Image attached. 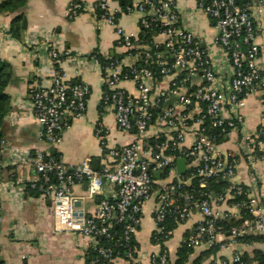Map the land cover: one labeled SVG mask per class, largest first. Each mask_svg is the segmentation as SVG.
I'll use <instances>...</instances> for the list:
<instances>
[{
	"label": "built area",
	"instance_id": "2783aa9c",
	"mask_svg": "<svg viewBox=\"0 0 264 264\" xmlns=\"http://www.w3.org/2000/svg\"><path fill=\"white\" fill-rule=\"evenodd\" d=\"M119 1L125 2V7L113 8L112 5ZM196 4L214 20L215 42L225 51L232 66L228 89L221 84L213 61L201 48L196 35L185 26L178 0H96L94 11L100 12L99 17L114 26L118 45L126 49L130 58L142 57L144 60L143 66L138 67L135 62L126 66L122 58L105 69L107 90L104 101L113 106L117 128L122 132H133L134 139L126 146H110L107 128L98 122L94 133L100 143L103 163L98 169L89 161L68 165L60 155L53 154V148L61 141L70 121L85 116L90 86L67 80L64 74L56 71L31 85V112L40 124V138L48 148L38 150L26 159L38 174L37 179L29 183V188L52 201L57 230L93 240L88 264H109L114 257L112 247L103 246L102 239H115V248H125L129 260L135 257L136 247L132 242L141 225L144 205L151 198L157 201L154 236L159 244H164L168 238L164 224L169 219L177 224L184 223L195 210L202 219L186 241L192 248L219 244L217 239L223 234L219 223L230 220H242L240 226H232L227 232L232 242L243 235L264 236L262 202L235 180L238 158L234 155L226 157L217 145V136H227L231 132L240 134L241 110L249 94L261 93L264 106V74L259 64L261 52L253 15V8L262 10L264 0L256 6L251 2L239 4L237 0H196ZM84 10L81 0H69V19ZM121 11L142 13L141 28L167 36L166 42L154 41L153 51L141 34L134 36L125 32L117 19ZM159 47L162 51H158ZM163 49L168 51V58L163 57ZM64 55L50 50L54 61ZM154 64L160 75L172 78L168 89L156 87ZM197 74L204 78L202 83L193 82ZM124 80L135 82V95L120 87ZM205 122L218 128V135L206 132ZM150 128L157 132L152 135ZM241 142L251 165L264 160L261 148L264 123L255 136H241ZM179 158L186 160L183 174L177 170ZM158 170L161 175L156 179ZM211 177L228 182L225 193L215 199L197 198L189 189L193 179L200 178L201 187H204V180ZM82 182L87 184V192L84 197H78L73 188ZM106 185L110 186L107 192L104 190ZM238 197L241 199L236 200ZM93 198L98 199V204L88 214L81 208V199ZM223 204L227 206L225 210L220 208ZM115 225L122 227L118 237L122 243L113 231ZM151 262L171 264L164 250L152 256ZM238 262L241 263V254L235 253L231 263L221 264Z\"/></svg>",
	"mask_w": 264,
	"mask_h": 264
},
{
	"label": "crops",
	"instance_id": "0c3cea01",
	"mask_svg": "<svg viewBox=\"0 0 264 264\" xmlns=\"http://www.w3.org/2000/svg\"><path fill=\"white\" fill-rule=\"evenodd\" d=\"M81 1L85 10L74 19H69V0H27L22 9L27 20L22 40L8 33L17 13L6 14L0 11V57L9 62L12 69L10 82L5 88L11 98V110L3 124L5 142L0 170V258L4 264H88L91 258L90 247L93 245L89 237L57 230L52 201L29 188V183L36 180L38 174L26 159L36 151L48 148L40 138V124L31 112V85L56 71L64 74L67 80L90 86L85 116L72 119L61 141L53 148L66 164L78 165L89 161L95 169L103 164L100 143L94 133L98 122L107 128L110 146H126L134 139L133 132H122L117 128L113 106L104 101L107 90L105 71L95 62L93 53L99 52L104 57L120 55L126 66L137 63L140 57L130 58L126 49L118 45L114 26L94 11L96 0ZM239 1L251 2L256 6L260 0ZM125 5V2L119 1L112 6L123 9ZM178 8L185 26L196 35L201 48L213 61L221 84L228 89L232 66L225 51L215 42L217 29L214 20L197 8L196 0H178ZM253 15L257 26L256 41L261 52L259 64L264 74V7L261 11L253 8ZM142 17L140 12L121 11L117 19L125 32L139 36ZM166 40L165 35L154 37L155 43L164 44ZM51 49L65 55L59 61H54L50 56ZM163 53L169 57L166 49H163ZM203 81L201 74L193 78L195 84ZM171 82V77H162L156 87L165 90ZM120 87L129 94L137 93L133 80L122 81ZM263 109L262 94H249L241 110L243 125L240 134L231 132L217 145L226 157L234 155L238 158L235 180L262 202L264 210V160H257L251 165L241 142V136H255L258 133L264 123ZM193 129L196 130V127ZM149 132L153 135L157 131L150 128ZM261 148L264 151V142ZM104 190L107 192L110 186L106 185ZM86 192L85 182L73 188L74 195L78 197H84ZM97 204L98 199H81V208L88 214L96 209ZM156 208L155 198L149 199L144 205L141 225L135 234V257L129 260L115 256L110 264H153L152 256L163 250L171 263L177 260L180 248L183 244L188 246L186 241L202 215L195 210L189 220L173 229L162 245L154 240L157 229L154 219ZM220 208L225 210L227 206L223 204ZM217 243L222 246L210 256L205 255L208 249L205 245L197 248L188 246L193 250L188 264L196 261L198 264L231 263L235 253L253 258L257 250L264 251V242L238 244L231 241L228 233L219 235Z\"/></svg>",
	"mask_w": 264,
	"mask_h": 264
},
{
	"label": "trees",
	"instance_id": "16d2710c",
	"mask_svg": "<svg viewBox=\"0 0 264 264\" xmlns=\"http://www.w3.org/2000/svg\"><path fill=\"white\" fill-rule=\"evenodd\" d=\"M239 4H243L244 2L239 1ZM27 3V0H1L0 1V11L6 14H15L17 13L16 17H14L13 21L11 22L10 28L8 30V33L13 36L15 39L22 40L23 38V33L27 28V20L24 14L22 13V9L25 7ZM100 12H98L99 15ZM1 28V27H0ZM141 37L147 41L153 51H155L154 48V36L156 35V31H145L144 29L141 30ZM159 47L158 51H162ZM93 55L95 58L98 60L100 63L102 69L105 71V69L113 62H115L118 59H122V56L120 55H112L109 57H104L101 53L99 52H94ZM166 58V56H163ZM144 60L142 57L139 58L137 62V66H143ZM152 70L156 73L155 74V79L157 83L161 78L163 77L160 75L158 66L156 64L152 65ZM12 74V69L11 65L9 62L4 60L3 58L0 57V170H1V165L3 161V146L5 142V135L3 131V124L5 122V118L8 115V113L11 110V98L10 96L6 93L5 88L10 82ZM156 83V84H157ZM204 127H206V132L209 134H214L218 135L220 130L218 128H212L210 127L208 122H205ZM223 136H217V143L222 140ZM53 154L55 156H58L59 154L53 150ZM205 186L201 187L200 184V178H194L192 181V186L189 187L191 190L194 191L195 196L197 198H203V197H209L210 199H215L219 195L224 194L225 190L228 186V182L221 179L220 177H211V178H206L205 180ZM247 189V188H246ZM248 191V190H247ZM241 198L238 197L236 200H240ZM235 200V201H236ZM248 215H245V217ZM242 224V220H230L226 222L219 223V226H222V232L224 234H227L229 232L230 228L232 226H240ZM179 224L175 222L172 219H169L166 224H164V229L169 232L168 238L171 235V232L173 229ZM113 231L117 233V238L121 235L122 227L121 225H115L113 228ZM167 238V239H168ZM120 239V238H118ZM155 240V236H154ZM235 241L238 244H250L254 242H264V236L261 235H243V236H238L236 237ZM116 240H101V244L105 247L111 246L113 249V256H120L125 259H128L126 252L127 250L123 247L115 248L114 243ZM120 243H122V240L120 239ZM132 244L136 247L135 240H133ZM163 245V244H162ZM219 244H215L212 247L208 248L205 252L206 256H210L212 254H215L218 249H219ZM164 249V247H163ZM192 249H190L186 245H182V247L179 250L178 258L174 263L171 264H188L189 262V257L192 253ZM199 260V259H198ZM199 262L196 261L193 264H198ZM0 264H4L3 260L0 258ZM110 264V263H109ZM234 264H264V251L257 250L254 253L253 258H250L246 254H241V263H234Z\"/></svg>",
	"mask_w": 264,
	"mask_h": 264
},
{
	"label": "water",
	"instance_id": "95a60500",
	"mask_svg": "<svg viewBox=\"0 0 264 264\" xmlns=\"http://www.w3.org/2000/svg\"><path fill=\"white\" fill-rule=\"evenodd\" d=\"M95 167V166H94ZM96 168V167H95ZM163 169H165V167H163ZM185 169H186V160L184 158H179L177 160V170L180 174H183L185 172ZM160 175H161V171L158 170L156 173H155V178L156 179H159L160 178ZM78 206L80 205L79 203L77 204Z\"/></svg>",
	"mask_w": 264,
	"mask_h": 264
}]
</instances>
